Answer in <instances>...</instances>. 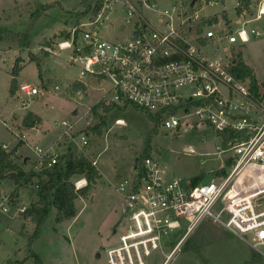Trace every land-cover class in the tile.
Here are the masks:
<instances>
[{
	"label": "built area",
	"instance_id": "built-area-1",
	"mask_svg": "<svg viewBox=\"0 0 264 264\" xmlns=\"http://www.w3.org/2000/svg\"><path fill=\"white\" fill-rule=\"evenodd\" d=\"M118 1L92 0L89 12L58 43L60 50L70 51V61L79 68L75 82L84 87L73 90L66 86L63 92L70 90L81 103L90 82L108 83L103 99L109 104L133 105L157 115L166 130L187 128L214 135L220 139L218 149L224 156L222 166L211 172L216 174L214 178L196 185L193 179L171 176L157 158L147 157L143 175L138 177L136 168L134 178L117 188L122 199L118 223L122 229L113 231L115 243L106 249L107 263L149 264L155 253H165L164 248L171 247L162 262L170 264L188 237L206 221L222 226L264 258V89L258 83L254 93L251 79L237 78L232 72L239 62L237 46L262 35L255 28H244L262 20L264 0L257 17L245 20L237 33L215 31L208 24L199 29L200 19H192V15L159 29L134 3L124 0V22L132 26L130 37L110 40L103 33L110 29L108 21ZM210 3L213 6L217 1ZM162 16L171 14L165 11ZM208 47L214 56L205 53ZM227 50L229 55L223 56ZM44 91L20 84L19 92L27 96L23 106L29 107L30 98ZM53 91H61L60 86ZM87 108L90 115L93 109ZM3 124L14 132L7 121ZM61 127L63 136L74 138L72 124L63 121ZM225 132L232 138L224 147ZM89 138L83 133V149L89 146ZM3 149L9 152L7 145ZM35 151L39 159L34 171L39 173L52 168L61 157L40 147ZM223 169L226 173L219 174ZM13 200L11 194H0V215L10 214ZM26 211V207L19 209Z\"/></svg>",
	"mask_w": 264,
	"mask_h": 264
},
{
	"label": "rangeland",
	"instance_id": "rangeland-1",
	"mask_svg": "<svg viewBox=\"0 0 264 264\" xmlns=\"http://www.w3.org/2000/svg\"><path fill=\"white\" fill-rule=\"evenodd\" d=\"M130 1L159 29H165L166 23L179 24L183 16L190 17L198 13L213 26V30L237 33L245 20L257 17L258 6L263 0H253L247 14L237 12L240 0H225L224 3L221 0H198L194 7V0H141L152 7L150 9L146 5H139L140 0ZM211 1H217V4L212 6ZM35 2L51 8L33 22L31 15L38 12V4ZM81 2L82 0H0V27L19 34L17 39L0 42V141L14 148L22 144L18 146L21 154L18 156V165L25 172L33 171L39 159L35 148L56 152L57 140L64 135L61 122L67 121L74 126V138L71 140L67 136L63 137L64 141H70L65 143L68 146L61 155L71 159L84 153L94 163L97 159L98 168L106 175L103 181L97 182L87 197L76 201L78 214L74 219L58 224L56 208H51L41 227V236L31 244V249L43 264H108L105 252L115 243L113 231L122 229L118 226L122 219V199L117 188L121 182L134 178L136 161L144 152V139L155 125L145 113L130 105L125 109L112 108L108 113L100 109L99 114L106 116L107 123L97 129L101 120L93 110L90 115L87 114V107L93 109L100 101L106 106L110 105L109 100L103 99L108 83L97 85L90 82L86 98L81 103L74 99L75 95L70 90L63 92L66 86L72 88L76 83L79 68L70 61V51L60 50L58 43L62 42L67 29L75 25L76 15L73 13L81 11ZM122 2L124 0L116 3L112 12L114 15L108 21L112 30L116 31L114 36L119 40L129 38L132 31V26H127L124 22L126 15L122 10ZM173 7H176L175 12ZM166 10L170 11V17L162 16ZM252 28L262 35L252 37L246 45L237 46L236 51L254 70L258 83L264 89V16L262 20L244 29L248 31ZM107 38L113 39V35H108ZM8 50L11 53H7ZM204 51L209 56H214L211 48H205ZM229 52L227 50L221 54L229 55ZM32 55L34 61H31ZM18 58L26 66L20 72L18 82L45 90L30 98V105L26 108L22 101L27 96L19 92V83L15 95L10 94L11 72ZM57 85L61 91L55 92L53 89ZM31 111L38 112L43 118V128L37 135L27 132L31 129L22 126L23 116ZM75 111L78 114L75 115ZM118 120L120 124H117ZM3 121H7L14 132L7 129ZM83 133L89 134L90 138L89 146L81 152ZM151 142V155L164 164L173 177H201L200 182H209L216 175L211 172L222 166L224 155L219 153L220 139L214 135L204 136L187 128L166 130L159 125ZM11 150L8 147V151ZM72 181L79 189L81 178L75 177ZM37 183L34 180L21 190V199L13 200L9 215H0V264L16 261L36 264L28 249L34 225L19 209L22 206L29 209L35 202L38 203ZM6 190L10 194L13 192L8 188ZM187 245L197 249L202 257L193 250H185ZM171 249L166 247L165 253H155L148 263L162 264L165 254ZM170 264H264V258L222 226L206 221L188 237L182 251Z\"/></svg>",
	"mask_w": 264,
	"mask_h": 264
},
{
	"label": "trees",
	"instance_id": "trees-1",
	"mask_svg": "<svg viewBox=\"0 0 264 264\" xmlns=\"http://www.w3.org/2000/svg\"><path fill=\"white\" fill-rule=\"evenodd\" d=\"M92 0H82L80 3L81 11H74L73 14L76 15V23L75 25L79 24L81 18H83L88 12L91 5ZM252 2L251 0H240V3L237 7V12L242 14L244 11H248ZM50 6L38 4V12L33 13L31 16V20L34 22L39 19L42 15L46 14L50 9ZM227 16L225 15V18ZM210 25L206 19L202 22L199 26L201 29L202 26ZM65 37H68V34L65 33ZM19 34L13 33L7 29H3L0 27V42L5 40H13L17 39ZM62 38V39H63ZM32 60L34 61L35 58L33 55L31 56ZM34 59V60H33ZM24 61L22 59H17L15 65L13 66L11 76L12 81L10 85V94L11 96L15 95L16 90L18 89L17 84L20 72L24 68ZM233 74L237 78L246 79L249 78L252 81V91L257 93L259 86L258 81L255 76L254 70L248 66L242 57H239L238 65L232 70ZM73 90H80L84 87L78 83H74L72 85ZM125 107H120L115 104L105 105L103 103H99L93 107V113L96 117H99L101 122L98 125L97 129H100L102 126L106 125L107 118L106 116H102L99 114V110L103 109L104 112L108 113L111 111L112 108H120L125 109ZM138 110L145 113L146 117L153 122L154 129L147 137L144 139V152L138 158L137 166V176L141 177L143 175V161L151 155L153 150L151 138L152 135L156 132L157 128L160 125L159 117L157 115H153L143 109L137 108ZM42 119L33 112H28L22 121V126L26 129H32L36 127V125L40 124ZM223 136V146L225 147L232 138V134L229 132L222 133ZM22 145V144H21ZM20 144L18 146H21ZM15 147L13 150L6 152L3 149V145L0 144V181L4 179L7 175L11 173H16V177L14 183L16 185V189L12 192L11 198L14 199L18 193L19 189L23 185L32 184L34 180H37V195H38V203L33 204L27 211L25 212V217L30 219V221L34 225L33 234L29 238V252H31V257L34 259L36 264H43L40 257L31 249V244L41 236V227L43 223L46 221L51 208L54 206L57 210L56 214V222L61 224L65 221L74 219L78 212L76 208V201L79 198L87 197L90 191L94 188L97 182L102 178L100 171L94 165V162L85 155L81 153L70 160H66L62 158L59 162L54 165L50 169H45L42 172H35L29 171L25 172L16 162L15 158L17 156L18 148ZM230 162H228L229 166ZM226 173V170L223 169L220 171L219 174ZM75 177H80L81 180H86L87 184L82 188H76L75 184L73 183L72 179ZM201 177L193 179V184H199ZM185 250H193L197 253L198 256L201 254L198 252L197 249L190 247L187 245ZM202 257V256H201ZM205 261V260H204ZM9 264H24V261H16Z\"/></svg>",
	"mask_w": 264,
	"mask_h": 264
},
{
	"label": "crops",
	"instance_id": "crops-1",
	"mask_svg": "<svg viewBox=\"0 0 264 264\" xmlns=\"http://www.w3.org/2000/svg\"><path fill=\"white\" fill-rule=\"evenodd\" d=\"M155 2H156V0H154ZM140 2H142L141 0L139 1V3ZM154 2V3H155ZM251 2H253V0H251ZM36 4H41V5H46V4H43V3H40V2H35ZM196 4V3H195ZM142 5H143V3H142ZM141 5V6H142ZM143 6H145V5H143ZM147 8H152V7H150L149 5L148 6H146ZM194 7V6H193ZM251 7V6H250ZM173 10H174V12H175V7H173ZM77 11H79V10H77ZM166 11H168L169 13H170V11L169 10H166ZM165 12V11H164ZM114 14H111V18H112V16H113ZM194 16H197L198 17V19H200V21L198 22V24L197 25H201L202 24V22L205 20L204 18H201L200 16H199V14L198 13H195L194 15H193V17H192V19H195V17ZM147 19V18H146ZM148 20V19H147ZM149 21V20H148ZM150 23H152L151 21H149ZM153 24V23H152ZM154 25V24H153ZM155 26V25H154ZM211 26V25H210ZM156 27V26H155ZM69 29V28H68ZM68 29H67V31H68ZM113 28L110 26V29H109V31L108 32H104L103 34L106 36V38H107V36L108 35H113V39H110V40H119V38H116L117 36H114V34H115V32L112 30ZM67 31H66V33H67ZM113 33V34H112ZM122 40V39H121ZM7 53H11V51L10 50H8L7 51ZM7 56V55H6ZM25 66V65H24ZM250 66V65H249ZM26 67V66H25ZM25 67H24V69H25ZM251 67V66H250ZM22 72V71H21ZM19 83V82H18ZM20 84V83H19ZM31 112H33V113H35L36 115H38L41 119H42V122H41V124H39V125H36V127L34 128V129H31V130H26L27 132H31L33 135H37L38 133H39V131H40V129L41 128H43L42 127V123H43V118L39 115V113L38 112H35V111H31ZM76 114H78L77 113V111H75V115ZM25 116V115H24ZM24 116H23V118H24ZM9 124V123H8ZM34 130L36 131V132H34ZM43 130V129H42ZM63 133H64V131H63ZM63 134L60 136V138H58V140H57V147H58V149H57V151L56 152H54V153H57V154H59L62 158H65L66 160H70L67 156H65L64 155V157L61 155V154H63L62 152H63V149L66 147V146H68V145H65V143H69V141L67 140V141H64V139H63ZM72 140V139H71ZM23 141H24V143H25V140H24V138H23ZM23 143V144H24ZM0 144L1 145H7L9 148H12V150L14 149V147H11L8 143H5V142H1L0 141ZM22 146V145H21ZM80 148H81V152H83L84 151V149L80 146ZM71 150V149H70ZM19 151V150H18ZM47 151H51V150H47ZM79 154H81V153H79ZM78 154V155H79ZM21 154H20V152H17V156H16V158H15V162L18 164V156H20ZM27 159H30V157H27ZM95 159V158H94ZM96 160V165H97V168H98V162H97V159H95ZM98 170L100 171V174H101V176H102V178L99 180V182H101V181H103V179H105L106 178V175H105V173H103L99 168H98ZM81 181H83V182H85L84 183V185H83V187L87 184V181L84 179V180H81ZM27 187V185H23V186H21L20 187V190H19V193H18V195L14 198V200L15 201H17V200H19V199H21V193H22V191L21 190H24L25 188ZM0 188L2 189V191L0 192V194L1 193H5V194H10L7 190H6V188H8V189H10V190H15L16 189V185H15V183H14V181H12V180H10V179H8V178H6V177H4V179H2L1 181H0ZM5 190L7 191V192H5ZM12 194V193H11ZM36 203V202H35ZM34 203V204H35ZM22 207H26V206H22ZM21 207V208H22ZM27 208V207H26ZM28 209V208H27ZM56 212H57V210H56ZM78 212V211H77ZM57 214V213H56ZM66 222H69V221H65V222H63V223H66ZM63 223H61V224H63ZM198 229V228H197ZM196 229V230H197ZM115 240V239H114ZM115 242V241H114ZM0 245H1V241H0Z\"/></svg>",
	"mask_w": 264,
	"mask_h": 264
},
{
	"label": "water",
	"instance_id": "water-1",
	"mask_svg": "<svg viewBox=\"0 0 264 264\" xmlns=\"http://www.w3.org/2000/svg\"><path fill=\"white\" fill-rule=\"evenodd\" d=\"M196 1H198V0H194V1H193L192 6L195 5ZM221 1H222L223 3L225 2V0H221ZM139 4L142 5V2H140ZM34 132H36V131L34 130ZM137 163H138V160L136 161V166H137ZM135 169H136V167H135ZM15 177H16V173H11V174H9V175L6 176V178H8V179H10V180H12V181L15 180Z\"/></svg>",
	"mask_w": 264,
	"mask_h": 264
},
{
	"label": "bare ground",
	"instance_id": "bare-ground-1",
	"mask_svg": "<svg viewBox=\"0 0 264 264\" xmlns=\"http://www.w3.org/2000/svg\"><path fill=\"white\" fill-rule=\"evenodd\" d=\"M84 183H85V182H83V181H80V182H79V184H78V187H79V188H82V187H83V185H84Z\"/></svg>",
	"mask_w": 264,
	"mask_h": 264
}]
</instances>
